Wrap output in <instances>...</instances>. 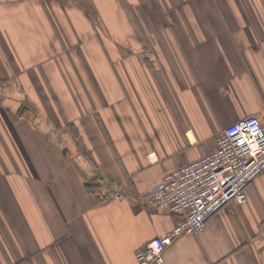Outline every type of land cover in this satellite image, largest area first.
I'll list each match as a JSON object with an SVG mask.
<instances>
[{
  "label": "crops",
  "instance_id": "0c3cea01",
  "mask_svg": "<svg viewBox=\"0 0 264 264\" xmlns=\"http://www.w3.org/2000/svg\"><path fill=\"white\" fill-rule=\"evenodd\" d=\"M264 117V0H0V264H139L163 174ZM162 264H264V170Z\"/></svg>",
  "mask_w": 264,
  "mask_h": 264
},
{
  "label": "built area",
  "instance_id": "2783aa9c",
  "mask_svg": "<svg viewBox=\"0 0 264 264\" xmlns=\"http://www.w3.org/2000/svg\"><path fill=\"white\" fill-rule=\"evenodd\" d=\"M264 170V117L248 115L224 127L216 146L165 172L154 187L155 209L180 216L165 234L137 249L139 264H162L166 246L183 233H198L229 201L244 203L246 187Z\"/></svg>",
  "mask_w": 264,
  "mask_h": 264
}]
</instances>
